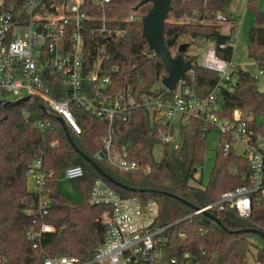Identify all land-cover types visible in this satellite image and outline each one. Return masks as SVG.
<instances>
[{
    "label": "trees",
    "instance_id": "trees-1",
    "mask_svg": "<svg viewBox=\"0 0 264 264\" xmlns=\"http://www.w3.org/2000/svg\"><path fill=\"white\" fill-rule=\"evenodd\" d=\"M140 1L109 0L100 4L85 0L83 6L91 15L104 13L110 26L126 30L122 35L102 37L101 41H107L108 65L118 66L113 73L119 77V85L134 76L132 82L138 92L148 91L161 75H167L163 61L149 47L142 33L141 19L153 3L148 1L135 8ZM21 2L10 0L9 4ZM231 2L172 0L164 24V38L176 33L178 37L176 44L168 47L169 51L177 55L181 42L192 44L202 40L214 43L218 56L232 60L231 34L223 33L222 23L217 21V14L228 12ZM257 2L247 0L255 20L249 30L248 54L264 72V9L258 8ZM133 12L138 18L125 21ZM95 24H100V20ZM222 43L225 46H220ZM189 49L183 52L184 58L192 64L187 71V83L199 96H206L217 84L219 75L204 66L198 55ZM233 75L231 87L221 90V114L232 116L240 111L251 128L264 131L260 119L264 117V91L258 88L256 75L238 64ZM50 87L52 93L60 97L58 85L50 83ZM71 108L82 127L80 133L68 128L59 115L48 111L44 101L0 104V256L7 258L10 264H43L48 255L61 254L91 259L104 241L113 217L112 205L89 202L95 180L102 178L122 195L158 200L159 223L172 224L166 230L170 256L187 251L192 264H248V251L255 246L252 238L260 235L228 229L254 227L264 231V200L256 198L250 219L241 217L236 209L226 205L223 208L213 205L207 213H195L216 202L228 189L250 183L248 160L233 151L225 153L219 144L207 182L203 184L202 178H196V169L204 162L205 133L214 130L208 123L193 119L190 127L181 126L177 145L166 143L167 153L157 161L153 156V148L159 141L157 127L152 125L146 107H136L127 120L115 122L114 140L120 151L126 150L142 166L150 165L151 171L126 172L96 155L104 147L108 121L75 103ZM36 120H49L51 126L41 131L34 125ZM39 157L46 169L55 171L46 182L50 203L43 216L37 195L28 185V171L33 160ZM71 165H81L84 169L82 176L71 179L82 193L78 201L58 187L59 178ZM43 221L51 223L54 230L45 232L41 245L34 247L29 232L39 230ZM181 232L184 236H180ZM255 258L264 264V245L257 247Z\"/></svg>",
    "mask_w": 264,
    "mask_h": 264
},
{
    "label": "built area",
    "instance_id": "built-area-1",
    "mask_svg": "<svg viewBox=\"0 0 264 264\" xmlns=\"http://www.w3.org/2000/svg\"><path fill=\"white\" fill-rule=\"evenodd\" d=\"M106 1L109 0H98V3ZM9 2L0 0V99L16 101L28 96L26 101H44L47 110L59 115L76 133L82 127L72 111V103L106 119L104 147L96 155L126 172L143 169L149 173L151 166H142L126 150L117 148L116 121L127 120L136 107H146L152 125L157 127L158 140L166 144L173 143L181 126L190 127L193 119H201L219 133V146L225 153L233 151L248 160L251 173L249 184L228 189L216 202L195 213L213 205L219 208L226 205L245 219L252 217L256 198L264 200V147L261 145L264 134L251 128L240 111L232 116L221 114V90L231 87L234 78L236 64L232 60L218 56L214 45L204 51L201 63L219 75L217 84L206 96H199L187 79H181L174 89L163 90L162 75L148 91L138 92L132 82L134 76L119 85V77L113 73L118 66L108 65L107 41L101 40L122 35L126 30L110 26L104 13L97 16L86 12L85 0H22L18 5ZM137 18L133 12L124 20ZM99 20L100 24H95ZM227 20L228 12L217 14L218 22ZM50 83L58 85L60 97L52 93ZM34 125L41 131L51 126L49 120H36ZM239 145L242 151L237 152ZM54 173V169L44 167L40 157L33 160L28 171L32 180L30 188L37 195L42 216L48 212L50 203L46 182ZM83 173L81 165H71L63 176L71 180ZM89 202L110 204L113 208L107 235L96 254L89 260L76 255H48L43 264H192L187 251L169 255L166 230L172 224L159 223L160 205L156 198L122 195L98 178ZM53 230L54 226L46 221L39 230H31L29 238L33 246H40L44 233ZM0 264L10 262L0 256Z\"/></svg>",
    "mask_w": 264,
    "mask_h": 264
},
{
    "label": "rangeland",
    "instance_id": "rangeland-1",
    "mask_svg": "<svg viewBox=\"0 0 264 264\" xmlns=\"http://www.w3.org/2000/svg\"><path fill=\"white\" fill-rule=\"evenodd\" d=\"M93 1L98 3V0ZM257 6L260 9H264V0H258ZM228 14H230L232 18L220 23H222L221 31L223 33L231 34L230 43L234 46L232 61L256 75L258 88L264 91V72L261 73L257 63L248 54L249 30L250 27L255 24L254 13L248 6L247 0H232L228 9ZM213 45L214 43L212 42L197 40L193 41V43L189 45L188 49L190 48L189 52L197 54L198 59L201 62L204 51ZM260 119L263 121L264 125V117H261ZM178 131L179 130H177L174 136L172 143L173 146L177 145L179 142L180 136ZM183 132L185 134L186 131ZM205 135L207 138V146L204 162L203 165L197 167L195 173L196 178H202L203 184H205L209 178V173L214 162L216 147L219 144V133L216 130H208ZM261 145L264 147V141L261 143ZM236 151H242V146L239 145ZM165 153H167L165 144L161 141H158L153 148V156L155 160L160 161ZM180 156H183L182 153ZM58 187L62 192L75 201L80 200L82 197L81 191L73 184L70 179L63 175L58 180ZM252 239L255 243V246H252L248 251V264H261L256 261L255 257L257 247L264 245V240L261 236H254Z\"/></svg>",
    "mask_w": 264,
    "mask_h": 264
},
{
    "label": "water",
    "instance_id": "water-1",
    "mask_svg": "<svg viewBox=\"0 0 264 264\" xmlns=\"http://www.w3.org/2000/svg\"><path fill=\"white\" fill-rule=\"evenodd\" d=\"M151 1L153 3L151 9L147 14L142 17V33L145 37L149 47L153 49L164 63L167 71V75L163 79V90L166 88L174 89L179 81L187 79V71L192 68L190 60H186L183 56V52L188 50L189 42H181L178 46L180 53L173 55L168 47L176 44L178 33L174 34L167 39L164 38V24L168 17V12L171 9L172 0H141L135 7L138 8L141 4ZM29 97L18 99L16 101H3L0 99L2 105H15L22 101L28 100ZM63 122V119L60 117ZM100 169V168H99ZM29 187L32 185V180H29ZM134 190H137L136 188ZM200 212L207 213V209ZM217 221H220L218 217H214ZM226 228V227H225ZM227 229V228H226ZM230 232H255L264 238V231L254 227H244L237 230L228 229Z\"/></svg>",
    "mask_w": 264,
    "mask_h": 264
},
{
    "label": "crops",
    "instance_id": "crops-1",
    "mask_svg": "<svg viewBox=\"0 0 264 264\" xmlns=\"http://www.w3.org/2000/svg\"><path fill=\"white\" fill-rule=\"evenodd\" d=\"M229 16H230V14H229ZM231 17V16H230Z\"/></svg>",
    "mask_w": 264,
    "mask_h": 264
}]
</instances>
